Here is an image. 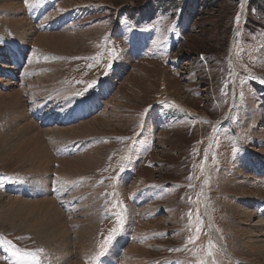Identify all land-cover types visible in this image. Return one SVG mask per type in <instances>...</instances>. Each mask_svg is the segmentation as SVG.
Listing matches in <instances>:
<instances>
[{"label":"rangeland","instance_id":"rangeland-1","mask_svg":"<svg viewBox=\"0 0 264 264\" xmlns=\"http://www.w3.org/2000/svg\"><path fill=\"white\" fill-rule=\"evenodd\" d=\"M42 1L0 3L20 6L32 30L22 47L13 31L0 35V102L19 95L56 160L31 172L11 158L27 121L6 128L0 109V264H31L26 253L40 264H112L111 252L115 264H264V0ZM38 35L51 36L46 47ZM50 103L63 121L86 104L96 112L43 126L48 115L35 110ZM93 120L94 130L75 128ZM86 156L89 168L62 171ZM34 174L46 193L20 197ZM44 200L68 218L67 247L39 231L43 208L28 203ZM88 202L94 233L78 242ZM57 253L65 260L52 261Z\"/></svg>","mask_w":264,"mask_h":264},{"label":"bare ground","instance_id":"bare-ground-1","mask_svg":"<svg viewBox=\"0 0 264 264\" xmlns=\"http://www.w3.org/2000/svg\"><path fill=\"white\" fill-rule=\"evenodd\" d=\"M4 1H6V0H0V3L4 2ZM31 1L34 2L35 0H31ZM42 2L48 4L47 0H44ZM40 5H41V2H40ZM20 8H21L20 6H16V7L15 6L8 7L7 5H3L2 7L0 6V22L2 24V26L0 28L3 27L2 30H0V31H2L0 33V35L5 36V35L8 34V32L12 33L11 31H13L16 34V37H17V39L15 41L19 42V43H15L16 46H18V44H20V46L22 47V44L24 43L23 40H24V38H26L29 35L27 33L31 30V26H30V24L27 23V21L25 22V20H23V19L18 17L20 13L24 15L23 10H21L22 8L21 9ZM8 10H10V11H8ZM29 10H30V8H29ZM44 13H45V11L42 12V15ZM37 15L41 16L40 11L37 12ZM46 16L44 17V19L48 18ZM48 16L50 17V14ZM24 23L26 25L25 27H24ZM20 30H22L21 34L18 33ZM47 39H51V36L38 35V37L35 39V43H38V45H41L42 47H46L47 45H45L44 41H47ZM0 40H5V38L1 36ZM59 41L60 42L58 44L64 45L63 43H65V42H63L62 40H59ZM69 42H72V41L69 40ZM47 44L50 45L49 42ZM72 45H73V43H72ZM11 51L14 53V60L16 61V59L20 56L21 52L20 51L17 52L15 50H11ZM16 55H17V57H16ZM22 62H23L22 60H19L17 63H22ZM104 88L105 87H102L101 89L103 90ZM13 93H10V92L7 93L6 94L7 97L2 96V98L4 97V99L7 100V102H5V103L0 102V109L3 108V107L4 108L6 107L5 111H10V114H11L10 116H8L7 121H5L4 125L6 126V128L11 127V123L15 124V122L19 121L18 118L20 120H26L27 123L24 126H22L21 128H19V130L17 131L20 136L16 135L17 138L15 140H13V142L11 144H9L8 147H10V148H8V151H10V152H8V154H10L9 156L11 158L13 157V158L17 159L19 162L28 163L31 166V169H32L31 172L32 171L33 172H37V171L47 172L49 170V167H50L49 163L52 162V164H53V162L55 163L56 160L54 161V159L50 156V154L48 153L46 147L42 143V141H43L42 140L43 139V133L42 132L43 131L41 132V131L38 130L36 133H34L35 130H37L36 129L37 127H35L33 122L28 121L26 119V117L24 115V112H23V108L21 107L22 104L20 102L21 100H19L20 99L19 95H17V93H14V94ZM86 106L88 107L87 104H86ZM12 114L15 115L16 117H14ZM94 121L95 120L89 121V122H85V123H83V124H81V125H79V126H77L75 128H77V129H85V130H87V132H88V129L92 130V128H93V130H94V127H93V124H92V122H94ZM7 125H9V126L7 127ZM56 131L59 132V130H56ZM60 132H61V134L64 132L63 134L67 135V133H65V132H67V130H60ZM80 132L83 133V130L80 131ZM59 153H60V151H59ZM93 161H95L94 158L93 157H89V156H86L84 159H77V161L74 160V159H69V160H66V161L62 162V166H61L62 167V171L63 170L66 171L67 169L76 170V171H83L84 169L89 168V166L91 164H93ZM75 162H76V164H74ZM58 172H60V171H58ZM38 176H39V174H34V176L28 181V184L24 183L23 192L19 191L21 193V196L19 195L20 197H22V198L24 197L25 198L26 195L28 194L30 197L33 198L31 200H35V198H37L39 196L41 197V196H43L46 193V184L38 182V179H37ZM63 180H65V179H61V181H63ZM68 181H70V180H68ZM68 181H65V183L68 182ZM30 182H31V184H29ZM32 184H35L37 186L38 185L39 186L43 185V187H39V188L35 189V191H31L30 188L32 187ZM67 187H68V185H67ZM53 189H54V194L53 195L48 190V193H49L48 197L51 198L54 201V198L55 197L58 198V196H59V198L61 200V196L60 195L63 194V192L61 194H60L59 191L56 193V191H55L56 189L55 188H53ZM67 190L68 189H66V191ZM35 193H37V194L40 193V195H36L35 196L34 195ZM26 198H28V197H26ZM11 200H13L15 202H19L20 201V200H17V199H11ZM13 201H11V202H13ZM53 201H51V200L33 201V203H28V204L29 205H31V204L32 205H39V206H41V208H43V214L41 216V223H40V226L42 227V229L40 228L39 231H41L43 234L46 235V239H48L47 241L51 242L50 247L53 246L54 248L58 249L59 247H67L69 245L70 242H69V238L67 237V234L69 232H68L67 229H65L66 222L64 220V217L60 214L59 210L57 209V207L55 206ZM34 202H36V203H34ZM23 203H24V201H23ZM88 203H89L88 207H85L84 203L80 206V208H83V210H84V214L82 216V217H84V219L81 221V224L83 226L80 227V232L76 234L78 242L86 241L87 236H90V234H93V230L91 229V226L89 225V223L93 219H95V215L94 214L96 212V207H95L94 202H88ZM68 209L70 210V208H68ZM1 219H3L4 221H9L11 219V217L9 215H7V216L1 215ZM255 229L260 230V232L262 231V234H260V237H264V229H263L262 226H258V228H255ZM39 231H35L36 233H38L37 235L41 234V232H39ZM250 242L254 243V242H257V241H247V243H249V244H250ZM55 243H57V245H55ZM80 247H81L82 251L84 250L83 254L86 256L88 254V250H86V247L82 248V245ZM132 250H134L133 254H136V252L138 251V248L135 247V248H132ZM61 252H62V250H61ZM65 256H68V255H65ZM51 260L52 261L60 260V262H61V261H64L65 259H64V256H62V255L57 253V254H54L53 256H51ZM90 262H91V260H90Z\"/></svg>","mask_w":264,"mask_h":264},{"label":"snow or ice","instance_id":"snow-or-ice-1","mask_svg":"<svg viewBox=\"0 0 264 264\" xmlns=\"http://www.w3.org/2000/svg\"><path fill=\"white\" fill-rule=\"evenodd\" d=\"M25 2L27 3L28 0H25ZM237 21H239V17H237ZM264 82V81H262ZM199 237H197L198 239ZM111 239V238H109ZM194 243V241H192ZM38 251H42V250H38ZM26 255L30 256L32 259H31V264H40L39 262V258L37 257V254L36 253H26ZM17 264H24L23 261H17ZM200 264H204L203 261L200 262Z\"/></svg>","mask_w":264,"mask_h":264},{"label":"crops","instance_id":"crops-1","mask_svg":"<svg viewBox=\"0 0 264 264\" xmlns=\"http://www.w3.org/2000/svg\"><path fill=\"white\" fill-rule=\"evenodd\" d=\"M32 198V197H31ZM33 199V198H32ZM95 217H96V212H95ZM64 217V216H63ZM64 220H65V222L67 223V220H68V218L66 219L65 217H64ZM81 221L82 220H80V222H79V225L81 224ZM95 221H96V218L95 219H93L90 223H89V225L91 226V229L93 230V233H94V223H95ZM70 225V224H69ZM67 226V225H66ZM75 231V230H74ZM80 232V228L77 230V231H75V234H77V233H79ZM93 234H90V237L92 236ZM90 237H89V239H88V244H89V241H90ZM88 246L89 245H87V247H86V250H88L87 248H88Z\"/></svg>","mask_w":264,"mask_h":264},{"label":"water","instance_id":"water-1","mask_svg":"<svg viewBox=\"0 0 264 264\" xmlns=\"http://www.w3.org/2000/svg\"><path fill=\"white\" fill-rule=\"evenodd\" d=\"M231 110L229 109L228 112H230Z\"/></svg>","mask_w":264,"mask_h":264}]
</instances>
